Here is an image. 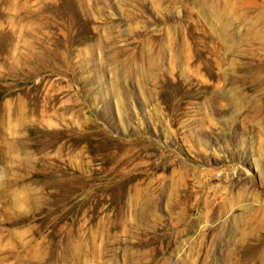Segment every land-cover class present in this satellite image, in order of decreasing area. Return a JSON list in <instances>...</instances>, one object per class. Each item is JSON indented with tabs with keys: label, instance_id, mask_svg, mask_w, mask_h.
I'll return each mask as SVG.
<instances>
[{
	"label": "rangeland",
	"instance_id": "1",
	"mask_svg": "<svg viewBox=\"0 0 264 264\" xmlns=\"http://www.w3.org/2000/svg\"><path fill=\"white\" fill-rule=\"evenodd\" d=\"M0 264H264V0H0Z\"/></svg>",
	"mask_w": 264,
	"mask_h": 264
},
{
	"label": "bare ground",
	"instance_id": "2",
	"mask_svg": "<svg viewBox=\"0 0 264 264\" xmlns=\"http://www.w3.org/2000/svg\"><path fill=\"white\" fill-rule=\"evenodd\" d=\"M251 178H252V176H251ZM254 180V179H253Z\"/></svg>",
	"mask_w": 264,
	"mask_h": 264
}]
</instances>
